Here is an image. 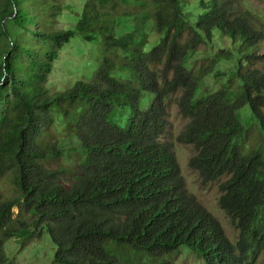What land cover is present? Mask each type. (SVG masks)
I'll list each match as a JSON object with an SVG mask.
<instances>
[{
  "label": "trees",
  "instance_id": "16d2710c",
  "mask_svg": "<svg viewBox=\"0 0 264 264\" xmlns=\"http://www.w3.org/2000/svg\"><path fill=\"white\" fill-rule=\"evenodd\" d=\"M63 4L0 0V25L10 19L20 31L2 27L0 37V178L11 182L10 190L0 186V264L8 261L6 243L36 235L32 228L46 231L57 264H176L171 258L182 250L204 264H248L264 252V146L244 152L238 115L248 107L264 136V72L243 69L244 61L264 62V51L253 52L264 26L234 0H98L73 29L61 30ZM125 16L136 23L118 35ZM149 25L160 40L146 49ZM218 34L232 48L215 64L234 61V75L203 94L214 66L194 73L187 60ZM76 35L101 40L106 53L92 81L50 94L59 52ZM118 53L128 81L115 76ZM180 92L177 106L188 122L178 141L193 147L190 167L202 184L225 179L219 203L240 231L237 244L188 191L164 140L168 104ZM145 94L153 99L148 110ZM62 133L79 143L76 168L60 162Z\"/></svg>",
  "mask_w": 264,
  "mask_h": 264
},
{
  "label": "rangeland",
  "instance_id": "374dc122",
  "mask_svg": "<svg viewBox=\"0 0 264 264\" xmlns=\"http://www.w3.org/2000/svg\"><path fill=\"white\" fill-rule=\"evenodd\" d=\"M54 1V0H52ZM63 4V11L58 18L57 27L61 30L73 29L81 14L85 10L88 2H98V0H61ZM239 4L241 9L251 14L253 20L258 25L264 26V0H234ZM133 9V8H131ZM136 20L133 17H120L118 20V35L130 32L133 30V25ZM150 24V22H149ZM11 32L13 35L20 33L19 27L12 23L10 19L3 21L0 25L1 29ZM35 26H30L33 31ZM148 43L146 49H151L160 40L159 36L152 31V26L147 28ZM216 41L212 44L201 45L196 51L192 52L187 60V67L194 73H199L202 70L214 66V73L207 77L203 83V94L213 93L221 89L225 82L234 73L230 70L233 68L234 61H223L215 64L220 57L223 49H231L232 45L227 43L222 35H216ZM264 51V42L256 47L253 52L258 54ZM105 47L101 40L87 42L81 35H76L70 44L66 45L58 55V59L54 64V70L49 76L48 90L50 94L55 92H63L73 87L79 81L90 82L93 80L96 71L99 68L101 58L105 55ZM119 64V68L115 71V76L128 81L130 76L124 70L123 65L127 62L122 53H118L114 57ZM244 71L256 69L264 72V62L257 61L255 63H248L244 61ZM229 71L225 77L217 78L218 72ZM232 90L238 88L237 85H232ZM181 96V92L176 94L169 101V120L171 126L169 133L164 137V140L171 143L177 160L181 167V172L186 180L188 191L196 196L198 201L211 212L216 219L222 224L225 233L234 244L240 240V231L234 226L228 214L221 208L219 200L221 193L219 185L225 180L221 179L218 182L207 185L202 184V179L199 174L190 167V159L195 152L192 146L182 144L178 141L180 133L183 131L188 119L183 117L179 112L177 106V99ZM153 99L150 94H145L143 97V110H148ZM242 124L246 128V134L240 140L245 153H250L254 150L263 151L264 136L262 135L259 124L252 116V111L247 107L239 114ZM116 121L122 125L126 124V119L116 117ZM61 141L59 142V149L65 150L66 155L60 161L64 168H76L80 162L77 159L73 150L78 146V141L73 140L69 136L59 134ZM59 163V162H58ZM57 165V163H55ZM55 165V166H56ZM0 186L11 189V182L9 176L0 178ZM15 216L19 214V209L14 208ZM29 223H32V217H27ZM34 227V225H33ZM32 237L13 238L5 245V252L7 254L6 264H57L54 259L55 246L51 239L46 234L44 229L40 231L34 230ZM176 264H204L203 260L189 252L182 250L179 254L171 258ZM248 264H264V252L260 253L256 258L250 260Z\"/></svg>",
  "mask_w": 264,
  "mask_h": 264
}]
</instances>
